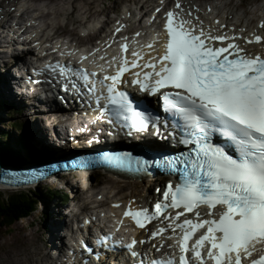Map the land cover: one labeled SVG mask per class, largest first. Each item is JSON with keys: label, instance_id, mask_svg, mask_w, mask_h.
<instances>
[{"label": "snow or ice", "instance_id": "6c2138e0", "mask_svg": "<svg viewBox=\"0 0 264 264\" xmlns=\"http://www.w3.org/2000/svg\"><path fill=\"white\" fill-rule=\"evenodd\" d=\"M176 8L180 11L166 14L164 53L155 63L139 64L138 59L143 57L133 51L132 56L137 59H122L114 75L91 81L88 91L97 102L101 98L106 101L111 122L126 130L125 135L131 137L151 128L153 135L167 139L158 132L161 118L138 111L129 95L119 90L125 83L122 77L130 68L152 69L133 73L136 78L130 83L149 96L159 95L165 113L175 121L171 127L180 134L177 143L186 150L150 160L124 153L104 157L100 162L121 171L145 173L156 168L177 175V183L166 185L154 212L129 208L123 213L141 229L146 222L162 217L174 222L167 226L173 233L181 230L176 242L178 260L153 259L151 264H264V56L251 55L236 42L243 39L246 45H261L264 36L214 34L225 26L205 29L198 17H193L198 23L183 19L179 3ZM259 27L264 30V23ZM121 48L128 50L127 45ZM55 67L60 68L61 76L68 74L64 66ZM72 74L85 86L90 75L97 76L86 70ZM162 126L167 128V124ZM176 133L168 135L175 139ZM214 137L228 141L235 154L216 143ZM156 191L160 193L161 189ZM168 209L178 211L175 216L163 215ZM187 213L196 220L187 218ZM167 228L153 231L149 239L163 238ZM200 229L206 231L190 244ZM137 243L146 241L133 239L125 245L132 257L139 255L133 250Z\"/></svg>", "mask_w": 264, "mask_h": 264}, {"label": "rangeland", "instance_id": "374dc122", "mask_svg": "<svg viewBox=\"0 0 264 264\" xmlns=\"http://www.w3.org/2000/svg\"><path fill=\"white\" fill-rule=\"evenodd\" d=\"M4 81L7 82V79L5 78ZM4 87H5V89H7V85L1 86L2 91L0 90V99H3L4 101H6V103L8 105H10L12 108L8 109V111H7L8 115L7 116L5 115V113H0V117L2 119V122L0 123V125L2 123H4V125H3L4 128L10 129L11 128L10 122H13L14 120H17V122L20 124V128H25L26 124L29 125V122L32 123L31 125L35 124V125L31 126L33 130L31 129V131L29 133L30 138L32 140V141L28 140V147L29 148L28 149L22 148L24 150V152L27 153L26 155L29 157V159L27 161H24V162L30 163V162H33L36 158H37L36 160H41V159L46 160L49 158L52 159V158L59 157L62 152L56 151L55 153L43 154L42 150L40 148V145H39L40 142H42L43 140L46 142L47 141L50 142L51 139L53 138V135L49 134V132L52 129L49 128V129L45 130L44 123L42 121L43 118L47 117V115H45L46 113H44V112L40 113L38 111V109H36V111H38L40 114H36L37 116H35V115L31 114V110H30V108H28V110H26L27 115H25V114L23 115L21 113L19 115H16L15 113L12 112L13 109L16 110V104L12 103L13 101L8 100V98H13L14 93L12 91V92H10L9 96L5 95ZM2 93H4V94H2ZM0 111H2V110H0ZM42 113H44V115H41ZM26 117H28V118H26ZM35 119H36V121H35ZM37 124H38L39 129H41L40 131H38V133H37V130L35 128V126H37ZM43 135H45V139H44ZM11 137L16 138V136L13 135L12 133H11ZM36 139L40 140V141H37ZM103 178H107V177L104 176ZM109 181H110L109 179L105 180V182H109ZM100 183H103V182L100 181ZM121 184L122 183L116 184V186H111L108 183H103V185L96 188V190H97L96 193H98L99 190L103 191L104 189H106L108 191L111 190V193H114L117 190H119L118 191L119 196H123L124 194L131 192L130 188L123 187ZM48 186H49V184H48ZM122 188H124V191L120 190ZM144 189H145V187L142 184H140L133 189L132 194H135V191H137V190H139L138 192H141ZM14 190H16V189L4 188V186L2 184H0V193H1L0 195H2L4 198L7 194V192H12ZM149 193H150V190H149ZM99 195H102V194H99ZM76 196L79 199V195L76 194ZM127 196H129V195H127ZM95 198H96V196H95ZM45 203L46 204L44 205V207H43V204L38 206L37 210L34 211V213L31 216L17 221L10 231H8V232L7 231H1L0 232V258H1L0 264H9V261L7 262V260L4 258L5 253H3L7 247H9L11 250L18 248V250H16L14 252V254H17L20 251L23 252L24 251L23 248L24 249L27 248L28 252L30 254H34V255H35V251H38V254L36 256H34V260L37 259L39 264H44L43 261L44 262L48 261V260L45 261L46 258H44V256H43V250H46L48 257L51 258V256H49V250H50V247H49V244H50L49 228H50V234H51L52 225L60 226V224H61L60 232L63 234L64 233L63 229L65 228V226H67L68 217L66 215H64L63 205H60L61 203H59L57 198H52L50 202L46 201ZM76 212H78V213L80 212V209L78 207H76ZM42 213L47 215L46 220H45V217L43 218ZM64 240H65V238H64ZM39 251L40 252L42 251L41 254L39 253ZM11 255H13V253H11ZM22 264H33V261H31V260L25 261L24 260L22 262Z\"/></svg>", "mask_w": 264, "mask_h": 264}, {"label": "trees", "instance_id": "16d2710c", "mask_svg": "<svg viewBox=\"0 0 264 264\" xmlns=\"http://www.w3.org/2000/svg\"><path fill=\"white\" fill-rule=\"evenodd\" d=\"M0 113H5L6 116L8 115L4 111H0ZM1 122L2 119L0 117ZM14 122L11 123V126L13 127L14 125L17 129L18 126ZM3 125L4 123L0 125V153L4 162L8 164L24 163V161L29 159L26 155L27 153L23 150L29 148L25 144L26 140H28L26 138L28 134L25 131L23 133L13 132L12 130L5 129ZM11 133L16 138H12ZM47 190L48 188L37 186L7 192L5 198L0 195V232L10 231L17 221L31 216L36 211L40 202L45 204L46 201L50 202L54 197L59 201L62 200V196L58 192L55 193V191ZM42 216L46 218L47 215L42 214Z\"/></svg>", "mask_w": 264, "mask_h": 264}, {"label": "bare ground", "instance_id": "6f19581e", "mask_svg": "<svg viewBox=\"0 0 264 264\" xmlns=\"http://www.w3.org/2000/svg\"><path fill=\"white\" fill-rule=\"evenodd\" d=\"M34 1H37V0H34ZM8 65H10V66H15L14 64H12V62H9V63H7ZM11 73L10 72H8V71H6L5 73H3L2 74V80H0V90L2 91V89H1V86H6L7 85V89H5V87H4V91H5V95H7V96H9L10 95V92H12L11 91V87L9 86V84H8V78H10L11 77ZM5 78L7 79V82H5L4 80H5ZM10 80V79H9ZM3 81V82H2ZM2 94H4V93H2ZM25 110V112H23ZM26 110H28V108H23L22 109V112L23 113H25V115L27 114V111ZM56 112H54V111H52L51 113H50V115H49V119H51V122L52 123H50L48 126H51L50 128L52 129V130H55L56 129V127H57V125H58V119H57V116H56V114H55ZM45 119V118H44ZM37 126H38V124H37ZM48 126H47V128H45V130L46 129H48ZM37 131H40L41 129H39V127L36 129ZM149 130H151V128L149 129ZM148 130V131H149ZM44 133V132H43ZM43 137H44V139H45V135H43ZM53 137H54V135H53ZM145 138H147L146 136H145ZM52 140V139H51ZM148 141H149V139H146L145 140V143L146 144H148ZM47 142H49V141H47ZM139 145H141L142 147L144 146V144H139ZM150 145V144H149ZM34 150V149H33ZM57 151H59V152H62L60 155L61 156H63V157H69V153L70 154H73V150H71V151H69L68 149H60V150H57ZM69 151V152H68ZM162 150H160V153H162L161 152ZM164 153V152H163ZM142 157H143V159H149L150 160V158L148 157V156H146L145 154H143L142 155ZM37 159V158H36ZM35 159V160H36ZM61 171H56V172H54V174L53 175H58L59 173H60ZM114 178H118V177H115V176H113ZM119 179H121V178H119ZM123 180H125V179H122L121 181H123ZM147 186V185H146ZM149 187V186H148ZM48 191V190H47ZM139 190H137V191H135V194H136V196H140L141 198H146V197H149L148 195H149V188H146L145 187V189L144 190H142L141 192H138ZM134 196V195H133ZM112 198L113 197H116V194H114V195H112L111 196ZM108 198V197H107ZM119 199H121L120 197H118ZM74 199H78L77 198V196L75 195L74 196ZM124 199H126V198H124ZM104 202H102L101 203V205L103 204ZM46 204V203H45ZM100 204H98V206H101ZM104 205V204H103ZM59 227L60 226H55V225H52V229H51V234H50V228H49V237H50V244H49V247H50V250H53L52 248H54V249H56V250H58V251H61V248H62V245H63V243H62V237H61V235H60V231H59ZM123 229L124 230H126V228L125 227H123ZM81 233H82V226L81 225H78L77 227H76V229H75V232L73 233V235H71L70 236V241H71V243H73V244H75V243H79L80 242V240H81ZM77 238V239H76ZM57 241H59L60 242V244L59 245H57L56 243H57ZM16 250H18V248L17 249H14V250H11L9 247H7L6 249H5V251L3 252V253H5V256H4V258L7 260V262L9 261V264H22V262L25 260H31V261H33V264L35 263V264H39L38 263V261H37V259H35L34 260V256H36L37 254H38V251H35V255L34 254H30L29 252H28V250H27V248H23V252H18L17 254H14V252L16 251ZM49 250V251H50ZM48 251V250H47ZM42 252V251H41ZM41 252L39 251V253L41 254ZM11 253H13V255H11ZM43 256H44V258H46L45 259V261L46 260H48L47 262H49V263H52V264H56V259H55V257H53V259H52V257L51 258H49L48 257V255H47V253H46V250H43ZM46 256V257H45ZM49 256H51L50 255V253H49ZM36 258V257H35ZM1 259V258H0ZM45 264V263H44ZM64 264V263H63Z\"/></svg>", "mask_w": 264, "mask_h": 264}, {"label": "water", "instance_id": "95a60500", "mask_svg": "<svg viewBox=\"0 0 264 264\" xmlns=\"http://www.w3.org/2000/svg\"><path fill=\"white\" fill-rule=\"evenodd\" d=\"M73 157V156H72ZM9 167L5 164V162L3 161L1 154H0V183H2V177L6 174H8V169Z\"/></svg>", "mask_w": 264, "mask_h": 264}]
</instances>
